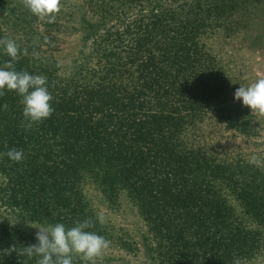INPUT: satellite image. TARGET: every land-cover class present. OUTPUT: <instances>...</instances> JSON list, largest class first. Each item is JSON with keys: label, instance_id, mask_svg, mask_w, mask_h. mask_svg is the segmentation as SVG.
<instances>
[{"label": "trees", "instance_id": "trees-1", "mask_svg": "<svg viewBox=\"0 0 264 264\" xmlns=\"http://www.w3.org/2000/svg\"><path fill=\"white\" fill-rule=\"evenodd\" d=\"M262 1L61 0L47 23L21 0H0V39L21 51L14 68L47 77L54 109L25 130L22 97L0 96V154H25L20 163L0 155V203L39 227L91 219L87 231L113 243L84 195L91 183L109 208L130 204L143 231L118 245L140 241L153 264H255L264 166L233 143L248 144L261 127L234 100L214 45L235 33L242 4ZM72 35L78 47L65 60L60 43ZM9 60L0 47V68ZM219 131L232 142L220 145ZM35 237L0 222V264H36L21 254Z\"/></svg>", "mask_w": 264, "mask_h": 264}, {"label": "rangeland", "instance_id": "rangeland-1", "mask_svg": "<svg viewBox=\"0 0 264 264\" xmlns=\"http://www.w3.org/2000/svg\"><path fill=\"white\" fill-rule=\"evenodd\" d=\"M231 24L237 30L230 38L219 39L218 45H214V51L218 52L219 64L226 68L228 76L234 79L236 87H246L256 80L264 78V0L260 5L248 3L244 7L242 4L236 14L231 17ZM60 44L64 59L69 60L68 55L72 51L69 48L76 49L78 47L77 37L72 35L69 39L63 38ZM64 59H61V61H65ZM256 119L261 127L259 135L248 144L241 145L240 141H234L233 143L241 147L242 153L251 154L254 152L252 156L264 154V116L256 115ZM219 136H221L220 145L225 144L223 142H232L227 135H222L220 131L214 135V139H220ZM216 150L220 151L221 148L218 147ZM83 191H85L86 200L96 216L103 215L105 217V222L102 225L106 227V234L114 240L100 257L89 263L153 264L143 251L144 247L140 241L131 244L130 247L127 246V248L118 245V242L137 240L143 231L140 220L130 204L121 200L112 208H109L91 183L85 184ZM0 222L34 235H36L39 227L33 223L19 221L15 212L1 203ZM255 264H264V251L260 259L255 261Z\"/></svg>", "mask_w": 264, "mask_h": 264}, {"label": "clouds", "instance_id": "clouds-1", "mask_svg": "<svg viewBox=\"0 0 264 264\" xmlns=\"http://www.w3.org/2000/svg\"><path fill=\"white\" fill-rule=\"evenodd\" d=\"M22 5L39 20L54 23L56 14L61 10V0H21ZM45 41L48 42L47 38ZM0 47L10 58L3 68H0V96L4 90L15 91L22 97L20 103L23 105L22 126L25 130L32 129L51 116L54 109L50 104L53 99L46 86L47 77L43 75H31L26 71H16L14 61L20 59L21 51L15 40L5 37L0 39ZM23 54H26V50ZM234 100L242 102L256 115L264 116V78L256 80L248 86H240L234 92ZM11 161L20 163L25 158L23 150L12 148L6 153ZM250 164L257 167L264 166V160L253 155ZM97 220L103 224L105 217L98 215ZM94 227V221L85 219L83 222L76 221L74 226L66 228L62 223L36 227L37 244L23 247L21 254L29 258L40 257L36 264H73V257L78 256L85 262L94 261L110 247L111 242L105 237L94 232L87 231ZM9 252H15L11 247ZM235 264H240L237 260Z\"/></svg>", "mask_w": 264, "mask_h": 264}]
</instances>
